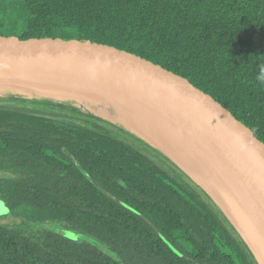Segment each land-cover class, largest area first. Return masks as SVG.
<instances>
[{
	"label": "trees",
	"instance_id": "obj_1",
	"mask_svg": "<svg viewBox=\"0 0 264 264\" xmlns=\"http://www.w3.org/2000/svg\"><path fill=\"white\" fill-rule=\"evenodd\" d=\"M12 1L13 0H9ZM20 40L73 37L187 80L264 144V0H14ZM16 7V6H15ZM17 8V7H16ZM13 28V27H12ZM0 264H257L207 193L122 129L0 98ZM53 221L87 239L38 224Z\"/></svg>",
	"mask_w": 264,
	"mask_h": 264
},
{
	"label": "water",
	"instance_id": "obj_2",
	"mask_svg": "<svg viewBox=\"0 0 264 264\" xmlns=\"http://www.w3.org/2000/svg\"><path fill=\"white\" fill-rule=\"evenodd\" d=\"M38 87L86 91L124 105L168 129L224 184L241 219L194 177L195 173L212 180L209 173L198 167L193 173L173 142H166L165 147L153 143L125 125L83 109L78 105L80 99L74 95L42 96L36 92ZM26 92L36 98V103L72 109L116 126L167 158L207 193L256 263L264 264V144L210 96L182 77L113 47L76 39L20 40L0 36V93L8 94L3 98L25 102ZM7 212L0 201V216ZM71 232L64 228L61 234L68 237Z\"/></svg>",
	"mask_w": 264,
	"mask_h": 264
},
{
	"label": "bare ground",
	"instance_id": "obj_3",
	"mask_svg": "<svg viewBox=\"0 0 264 264\" xmlns=\"http://www.w3.org/2000/svg\"><path fill=\"white\" fill-rule=\"evenodd\" d=\"M36 92L42 96L52 95L54 97H69L76 96L80 99L79 106L83 109L94 111L96 114L108 118L114 122L125 125L132 130L140 133L145 138L149 139L153 143L159 144L165 147L166 142H173L177 146L179 153L185 160V164L191 168L193 173L195 168L198 167L204 172L209 173L212 176V180L198 177L194 173V177L207 187V189L214 194L215 197L236 217H240L238 208L228 193L224 184L219 178L213 173L210 167L205 164L200 158L168 129L159 126L156 123L144 119L141 115L130 110L124 105L119 103L108 101L107 99L86 92V91H75L61 87H38ZM97 102L98 104L91 102ZM241 219V217H240Z\"/></svg>",
	"mask_w": 264,
	"mask_h": 264
},
{
	"label": "rangeland",
	"instance_id": "obj_4",
	"mask_svg": "<svg viewBox=\"0 0 264 264\" xmlns=\"http://www.w3.org/2000/svg\"><path fill=\"white\" fill-rule=\"evenodd\" d=\"M1 14H3V15L4 14H6V15H11L12 14V16L15 19V21H13V25L12 24L10 25V22L9 23H6V26L2 30V32H4L5 34L17 35L19 33L18 30H19L20 24H21V22L24 19V15L26 14L25 13V10L23 9V7H21L17 3V1H14V0H13V2L12 1H9V0H0V16H1ZM72 35H73V29L60 30V31L57 32V36L59 38H62V39L63 38H68V37H73ZM26 93H27V95L24 98V100L26 98H28V100L25 101V103H34V102L36 103L37 102L36 98L32 94H30L28 92H26ZM7 95L8 94H6V93H0V98L2 96L6 97ZM53 102H58L60 104H63V106L66 105L62 101H53ZM0 103L1 104H7V103L8 104H11L9 101L8 102H1L0 101ZM72 106H74V105H72ZM75 108H77L79 111H83L79 106H75ZM83 112H85V111H83ZM85 113H89V112L86 111ZM91 114L92 115H95L93 113H91ZM6 214L1 215L2 216V219H1L2 221L1 222L4 223V224L10 225V226L16 225L18 221H16L12 217L7 216ZM38 225L43 230L52 231V232H56V233H58L60 235H63V234H61V232L64 229V227H63L64 225H61V224L56 223V222H53V221H45V222H42V223H40ZM78 234H80V233H78L77 231H72L68 235V237L70 239H72V240H81V241L84 240V237L83 236L81 237Z\"/></svg>",
	"mask_w": 264,
	"mask_h": 264
},
{
	"label": "clouds",
	"instance_id": "obj_5",
	"mask_svg": "<svg viewBox=\"0 0 264 264\" xmlns=\"http://www.w3.org/2000/svg\"><path fill=\"white\" fill-rule=\"evenodd\" d=\"M256 81L260 86L264 87V65L260 66V71L256 76Z\"/></svg>",
	"mask_w": 264,
	"mask_h": 264
}]
</instances>
